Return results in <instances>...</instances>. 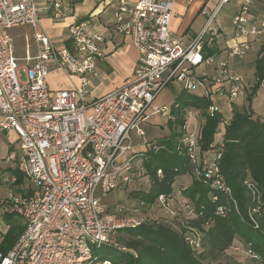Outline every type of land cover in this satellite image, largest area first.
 <instances>
[{
    "label": "built area",
    "instance_id": "obj_1",
    "mask_svg": "<svg viewBox=\"0 0 264 264\" xmlns=\"http://www.w3.org/2000/svg\"><path fill=\"white\" fill-rule=\"evenodd\" d=\"M254 1L218 0L201 33L186 44L170 30L172 0H115L114 30L136 49L137 61L121 87L88 103V76H98L103 37L88 34L85 24L79 23L68 29L69 46L56 48L42 27L35 0H0V130L14 132L19 139V153L10 151L0 160V186L7 191L0 198V220L1 212L24 220V232L6 253H0V264H111L108 259L100 260L98 252L104 246H116L114 234L142 222L107 216L104 197L131 181L135 160L139 161V174H145L141 164L146 155L133 152L132 135L144 139L143 126L156 113L169 118L166 107L148 113L169 84L209 100L206 108L184 112L175 149L188 158L193 179L215 192L231 194L219 169L222 144L202 152L198 135L205 115L219 114L221 126L229 125L234 105L238 106L241 93L249 90L231 59H243L253 43H264V10L254 12ZM229 3L237 4L230 20L237 41L225 57H218L212 52L216 34L211 23ZM53 9L59 17L60 4L54 3ZM25 26L32 30L35 52L32 55L26 44L24 56L17 58L9 31ZM50 64L65 77H76L78 84L51 93L46 81ZM225 106L230 109L228 114ZM3 163L12 170L5 178ZM16 172L34 189L23 194L14 189ZM156 175L160 177L161 171ZM98 187L100 195H96ZM243 187L255 204L247 214L257 229L259 221L264 225L262 193L250 179ZM216 198L213 196L214 201ZM172 202L164 195L156 200L166 210ZM233 205L236 209L235 201ZM181 207L196 218L191 203ZM224 213V208H217V215ZM195 232L183 234L192 250L199 249L203 235ZM244 248L258 260L249 245Z\"/></svg>",
    "mask_w": 264,
    "mask_h": 264
},
{
    "label": "trees",
    "instance_id": "obj_2",
    "mask_svg": "<svg viewBox=\"0 0 264 264\" xmlns=\"http://www.w3.org/2000/svg\"><path fill=\"white\" fill-rule=\"evenodd\" d=\"M254 76L257 84L251 88L247 99H251L258 86L264 83V43L255 60ZM208 105L207 99L179 91L169 109V135L151 144L145 151L146 159L141 166L149 179V188L145 193L136 194L141 202L153 204L160 195L171 198L175 179L186 174L192 177L190 162L184 154L176 151L175 141L184 112ZM198 144L202 152L217 149L222 144L219 169L231 191V196L215 192L193 177L191 186L183 190V196L190 200L196 214L191 224L203 234L201 246L208 256L216 258L239 240L243 247L249 245L258 256V262L264 264V225L259 221L260 225L255 229L248 220L247 212L255 204L243 187L246 179L258 185L264 210V118H253L252 112L240 109L237 105L233 107L232 118L227 126H221L219 114L213 117L205 115ZM157 146L163 148L156 151ZM157 171H161L160 177L156 175ZM16 176L17 183L24 181L21 173L16 172ZM29 190L18 191L23 194ZM213 196L217 197L215 201ZM219 207L224 208V215L216 214ZM12 215L4 217L10 227L0 242L2 254L12 247L24 230L23 225L14 222ZM119 233L125 237H117L116 246L102 247L98 252L100 260L108 259L111 264H213L205 263L201 255L185 243L182 231L163 224L142 223Z\"/></svg>",
    "mask_w": 264,
    "mask_h": 264
},
{
    "label": "crops",
    "instance_id": "obj_3",
    "mask_svg": "<svg viewBox=\"0 0 264 264\" xmlns=\"http://www.w3.org/2000/svg\"><path fill=\"white\" fill-rule=\"evenodd\" d=\"M9 1L11 3H16L19 0ZM129 1L133 3L137 0ZM172 1L174 8L170 30L175 38L182 40L186 44L201 33L208 20L209 13L213 11L218 3V0H194L190 4H187L186 0ZM35 2L39 9L42 27L45 33L51 38L56 48L69 46L68 29L71 25H77L79 23L85 24L84 29L88 34L103 37V41L99 44L101 58L96 66L98 76H90L88 79L89 86L87 87L88 94L86 95V101L88 103L113 92L130 78L137 61V51L128 39L119 36L114 30L113 12L115 9V0H35ZM54 3L60 4L61 15H59V17H55V11L53 9ZM234 6L237 8V4H234ZM252 9L257 13L263 11L264 0H255ZM214 20L211 23V29L215 32L216 39L212 52L216 53L218 57H225L227 49L234 45L237 39L234 37V31L230 24L227 25V23L223 22L214 23ZM30 34H32L31 29ZM58 43L59 45H57ZM26 44L29 45L27 42ZM260 46L261 43L259 42L253 43L243 59H231L234 71L241 77L242 82L246 85V73L249 71L254 73L255 60L258 56ZM50 67L52 69L51 71ZM49 73L50 76H47L48 80L46 81L51 93L69 89L73 84L76 85L79 82L76 77L70 79L65 77L53 64L49 65L48 75ZM54 75L59 76V79L63 80V83L59 84L60 86H56L54 82H52V77ZM262 89L264 91V87H262ZM262 97V101L256 105L257 108L255 110L260 119L264 118V93H262ZM239 105L240 99L238 101V106ZM144 127L145 126H143V129ZM146 135L145 132V136ZM168 135L169 133L162 138H166ZM145 136L144 139H140L132 135L134 153L145 152L151 144H155L149 142V140H145ZM18 145L19 139L14 132L0 130V150L6 151L4 155L0 154V160L10 151H14L18 154L19 152L15 151V148L19 149ZM133 165L134 176L139 177V169H136L137 166L139 167V161L135 160ZM3 168V178L12 173L7 163H3ZM2 180L3 179L0 178V181ZM192 181L193 179L191 177V182ZM2 188L6 190L4 187ZM179 196H181V189L178 190L176 195L171 194L173 200H178Z\"/></svg>",
    "mask_w": 264,
    "mask_h": 264
},
{
    "label": "rangeland",
    "instance_id": "obj_4",
    "mask_svg": "<svg viewBox=\"0 0 264 264\" xmlns=\"http://www.w3.org/2000/svg\"><path fill=\"white\" fill-rule=\"evenodd\" d=\"M236 7L233 3L226 4L222 6V8L217 13L214 23L216 22H223L227 23V25H231L230 19L232 18ZM12 47L14 54L17 58H21L24 56V50L26 42L30 45V52L34 54V47L33 41L31 39L30 34V27L25 26L22 28H13L9 31ZM59 45V43L57 44ZM22 65V62L18 63ZM50 67V71H51ZM20 79H24V75L21 71ZM51 73V72H50ZM50 73L48 77L50 76ZM47 77V80H48ZM90 76H88L89 79ZM247 78V85L249 90L241 93L240 98V109H246L247 111L252 112L253 118H258L256 114L257 104L260 103L263 99L262 93H264L262 89V83L258 86V88L253 93L251 99H247V96L253 86H255L256 79L254 73L249 71L246 73ZM52 82L56 86H60V83H63V80L59 79V76L54 75L52 77ZM62 85V84H61ZM87 89V88H86ZM88 90V89H87ZM249 91V92H247ZM179 93L178 85L177 84H169L167 85L163 91L154 99L152 104L148 108V113L154 112L162 107H166L167 110L170 109L175 97ZM225 114H228L230 109L228 106H225ZM168 118L163 117L160 113H156L154 117L148 120L145 123V140H149V142L158 143L160 140H163V136L169 133V128L167 125ZM152 134V135H150ZM153 136V137H151ZM219 138V137H218ZM165 139V138H164ZM215 150V149H213ZM16 152H19L18 148H15ZM6 151L0 150V154H5ZM212 154V151L209 153ZM138 167V166H137ZM136 167V169H138ZM137 173V172H136ZM191 175L186 174L183 176H179L175 179L173 184V191L172 195H176L178 190L181 189V196H179L178 200H173L171 207L166 210L163 207L159 206L156 201L153 204H141V201L136 196L137 193H145L148 190L149 186V179L145 175L134 176V171L132 172L131 181L128 184L121 185L119 188L111 191L104 197V203L106 205V215L113 217V218H123V217H132L142 223H156V224H163L169 226L177 231H182V235L186 233L190 235L191 233L196 235L195 231H200L195 228L191 223L195 218L188 216L186 212L183 211L181 204L190 202L188 198L183 196V190L191 186ZM24 189V188H33L32 184H29L25 180L22 183H16L14 185L15 188ZM6 190H3L2 186H0V197L7 195ZM14 192H16L14 190ZM18 193V192H17ZM96 195H100L99 187L97 188ZM175 213V214H171ZM6 215H12L10 212H1V220H0V242L2 241L4 235L6 234L7 230L10 227L8 221L4 219ZM14 218L15 223H19L24 226V220L17 216L12 215ZM24 232V230H23ZM22 232V233H23ZM21 233V234H22ZM20 234V235H21ZM19 235V236H20ZM202 235V234H201ZM18 236V237H19ZM17 237V238H18ZM117 237H125L124 234H120L117 232L112 236L114 243ZM17 240V239H16ZM15 240V241H16ZM242 243L239 240L235 241V248H231L219 254L216 258H212L208 256L207 252L205 251L204 247L201 246L197 251L198 255H201L202 259L205 263H222V264H260L258 260L249 256L246 252V249L241 245ZM2 253V252H0Z\"/></svg>",
    "mask_w": 264,
    "mask_h": 264
}]
</instances>
